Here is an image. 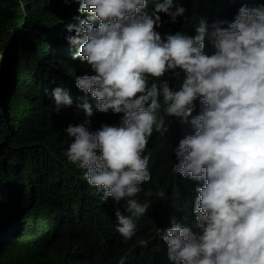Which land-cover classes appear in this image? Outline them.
Returning a JSON list of instances; mask_svg holds the SVG:
<instances>
[{
	"label": "clouds",
	"instance_id": "obj_1",
	"mask_svg": "<svg viewBox=\"0 0 264 264\" xmlns=\"http://www.w3.org/2000/svg\"><path fill=\"white\" fill-rule=\"evenodd\" d=\"M51 1L53 13L44 8ZM17 2L22 13L4 39L3 50L0 45V58L6 51L8 56L0 64V89L11 62L8 46L33 35L52 42L50 48L55 49L54 0ZM77 2L79 13L87 18L76 17L78 24L67 26L68 32H75L67 41L77 46L72 58L86 61L96 74L77 77L75 86L91 94L99 112L123 117L120 126L105 124L95 132L85 126L88 121L69 125L66 133L74 140L65 155L84 170L90 186L102 190L103 202L125 201L124 211H115V231L124 243L132 240L136 222L152 206L151 198H165L159 187L155 191L142 187L151 181V153H144L153 133L164 137L169 131L167 118L177 117L194 131L179 141L171 172L180 187L187 185L188 178L203 182L195 189L194 223L174 220L168 228L166 222L148 223L144 216L137 243L145 247L147 240L159 241L172 264H264V4L240 7L232 22L209 25L201 19L195 36L177 32L162 39L156 31L162 26L159 13L176 22L186 12L174 0H155L151 11L149 0ZM46 14L52 21H44ZM206 38L215 48L212 55L204 52ZM177 69L185 78L174 90L160 78L169 71L179 76ZM149 77L156 82L149 83ZM52 94L57 113L73 104L63 88ZM197 99L201 110L193 116ZM79 107L87 117L93 115L89 103ZM1 151L0 248L13 238V249L19 199L14 180L4 174L7 163ZM141 192L142 202L137 199ZM127 259L125 253L118 264H126Z\"/></svg>",
	"mask_w": 264,
	"mask_h": 264
},
{
	"label": "trees",
	"instance_id": "obj_2",
	"mask_svg": "<svg viewBox=\"0 0 264 264\" xmlns=\"http://www.w3.org/2000/svg\"><path fill=\"white\" fill-rule=\"evenodd\" d=\"M17 1L0 0L1 46L22 13ZM54 2L57 6L51 24L55 27L54 50L50 48L52 42L50 45L41 36L33 35L8 46L11 62L0 89V149L7 163L4 174L14 180L19 201L14 221L16 246L10 248L13 239L10 238L0 248V264H118L125 253H128L126 264H172L159 241L147 240L145 247L137 241L144 227V216L146 222L163 221L168 228L174 220L180 224L194 223L195 189L203 186V182L188 178L187 185L180 187L171 172L173 158L176 159L174 150L194 130L180 118L168 117L169 131L165 136L153 133L144 153H151L148 166L151 181L142 187L153 191L159 187L166 195L161 200L151 198L152 206L136 222V235L124 243L115 231V211L119 208L123 212L125 201L117 203L109 198L103 202L102 190L90 186L83 178L84 170L68 162L65 155L74 140L66 133L69 125L79 126L88 121L85 126L95 132L105 124L120 126L123 114L99 112L91 94L75 86L77 77L96 74L86 61L72 58L77 46L67 41L68 36L75 35L74 31L68 32L67 26L78 24L76 17L86 19L87 15L79 13L77 0ZM154 2L149 0V11L153 10ZM262 4L264 0H174V5L186 9L185 15L172 22L169 16L159 13L162 26L156 31L162 39L177 32L195 36L201 19L209 25L218 20L232 22L240 7ZM95 26L98 27V22ZM204 52L207 55L215 52L207 38ZM176 71L179 76L169 71L160 80H167L170 87L179 90L185 74ZM152 82L156 81L149 77V83ZM56 88L67 90L73 100L70 107L59 113L55 111L52 94ZM85 102L93 108L91 117L79 107ZM194 104L193 116L201 110L199 99ZM137 199L143 201V192Z\"/></svg>",
	"mask_w": 264,
	"mask_h": 264
},
{
	"label": "rangeland",
	"instance_id": "obj_3",
	"mask_svg": "<svg viewBox=\"0 0 264 264\" xmlns=\"http://www.w3.org/2000/svg\"><path fill=\"white\" fill-rule=\"evenodd\" d=\"M44 8H50L51 10H52V13L53 12H55V8L53 9V1H51V3L49 4V5H45V7ZM44 8L42 9V11L44 10ZM51 13V14H52ZM47 19H49L50 21H52V19H50V16H49V14H46L45 16H44V21L45 20H47ZM46 22H48V20L46 21ZM47 26V25H46ZM35 27L33 26V27H29V29L27 30V31H25V33L26 34H30L33 30L32 29H34ZM40 34V33H39ZM42 34V33H41ZM7 44V43H6ZM3 48H5V45H3L2 46V49ZM7 56V51H6V53H4V56L2 57V58H0V64H4V62L6 61V59L8 58V56ZM0 68H1V65H0ZM1 165V164H0Z\"/></svg>",
	"mask_w": 264,
	"mask_h": 264
}]
</instances>
